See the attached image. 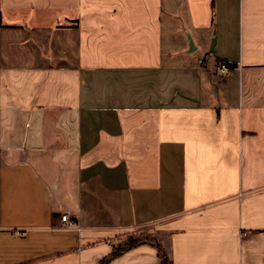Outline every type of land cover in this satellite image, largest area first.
Returning <instances> with one entry per match:
<instances>
[{
  "label": "crops",
  "instance_id": "obj_1",
  "mask_svg": "<svg viewBox=\"0 0 264 264\" xmlns=\"http://www.w3.org/2000/svg\"><path fill=\"white\" fill-rule=\"evenodd\" d=\"M137 231L107 264H264V0H0V264Z\"/></svg>",
  "mask_w": 264,
  "mask_h": 264
},
{
  "label": "rangeland",
  "instance_id": "obj_2",
  "mask_svg": "<svg viewBox=\"0 0 264 264\" xmlns=\"http://www.w3.org/2000/svg\"><path fill=\"white\" fill-rule=\"evenodd\" d=\"M164 37H165V46H175L174 49V55L177 53V48L178 46H189L188 49L191 47V40L194 41L195 34L192 32V28L189 26L188 22L185 21L184 19L172 17L171 13L168 11L167 14L165 15V29H164ZM213 39L211 43L213 44ZM171 48V47H170ZM168 49V48H167ZM199 51L197 53H194L195 58L199 56ZM187 58V59H186ZM188 60V57H185L183 59V62ZM206 61V58L204 59V62ZM202 62V63H204ZM175 63H180V61H175ZM151 232V231H150ZM149 231H137L132 234H127L120 238L118 240V245L122 247V244H126L129 236H134L138 238H143V237H148L149 239H154V236L152 235V232L150 233ZM124 244V245H125Z\"/></svg>",
  "mask_w": 264,
  "mask_h": 264
},
{
  "label": "trees",
  "instance_id": "obj_3",
  "mask_svg": "<svg viewBox=\"0 0 264 264\" xmlns=\"http://www.w3.org/2000/svg\"><path fill=\"white\" fill-rule=\"evenodd\" d=\"M222 61L223 60H220L219 62H222ZM224 62L228 66H234L235 65L234 62H229V61H226V60H224ZM148 239H149V237H147V236L143 237L142 239L138 238V237H134V236H129V238H128V240H127V242H126V244L124 246L119 247L116 250H114V252L110 256L105 257L98 264H107L108 261L112 257H114L115 255L120 253L122 250H125V249H127L129 247L135 246L138 243H140L142 241H145V240H148ZM158 247H159V257H160V260H161V264H172L171 260L169 259V256H168L167 252L161 246H158Z\"/></svg>",
  "mask_w": 264,
  "mask_h": 264
},
{
  "label": "built area",
  "instance_id": "obj_4",
  "mask_svg": "<svg viewBox=\"0 0 264 264\" xmlns=\"http://www.w3.org/2000/svg\"><path fill=\"white\" fill-rule=\"evenodd\" d=\"M221 68H222L223 70H224V69H227V68H228V65H227L225 62H223V63L221 64ZM61 220H62L63 222H65V223H66V226H68V227L77 226V227L80 228V226L78 225L77 221L74 220V219H71L67 214H63V215L61 216Z\"/></svg>",
  "mask_w": 264,
  "mask_h": 264
},
{
  "label": "water",
  "instance_id": "obj_5",
  "mask_svg": "<svg viewBox=\"0 0 264 264\" xmlns=\"http://www.w3.org/2000/svg\"><path fill=\"white\" fill-rule=\"evenodd\" d=\"M195 49V45H194V42L191 40V47H190V50H194Z\"/></svg>",
  "mask_w": 264,
  "mask_h": 264
}]
</instances>
